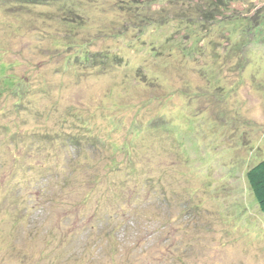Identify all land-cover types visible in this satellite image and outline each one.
I'll return each instance as SVG.
<instances>
[{"label":"rangeland","instance_id":"rangeland-1","mask_svg":"<svg viewBox=\"0 0 264 264\" xmlns=\"http://www.w3.org/2000/svg\"><path fill=\"white\" fill-rule=\"evenodd\" d=\"M133 2L0 10V264H264V0Z\"/></svg>","mask_w":264,"mask_h":264},{"label":"trees","instance_id":"trees-1","mask_svg":"<svg viewBox=\"0 0 264 264\" xmlns=\"http://www.w3.org/2000/svg\"><path fill=\"white\" fill-rule=\"evenodd\" d=\"M70 1H72V0H0V10L4 9V10L8 11L9 9H13L14 7L15 8L21 7L22 8V7H30V6H41V5L59 6L61 9H64V8H67L64 4H67ZM168 1H171L173 4L175 3V0H168ZM240 1L241 0H209V2H208L209 4L207 3V5H206V7L209 8V11H210L206 14V18L208 19V22L216 21L215 18L219 13H221V11L228 12L230 10V8L233 7L232 3L239 4ZM133 3H134V5H136L139 8L144 5L143 0H134ZM127 7H129V6H127ZM130 7H134V6H130ZM134 8L135 9H133L131 11H135V13L138 15L143 14V16H146L147 21L151 24L150 15L146 11H144L143 8H141L139 10L136 7H134ZM182 13L183 12H180L179 15H177V19H180L183 22L188 21L189 16L186 18H184V17L181 18V16H183V15H181ZM212 18H213V20H211ZM185 19H187V20H185ZM252 19H256V18L252 17L251 20H249L250 23H251V21H253ZM152 20H153V18H152ZM164 21H166V20H164ZM69 24H70V22H69ZM222 24L223 23L221 21H217L216 24H214V23L210 24L209 23L211 31L208 34H210L213 39L218 40V43L216 44V46L221 47L220 48L221 53L227 54L228 52H230L229 50L231 47L229 46V44H225V41H223V42L221 41V38L226 36L224 34V32L221 34V32L225 30V28H223L224 25H222ZM219 26H221V27H219ZM200 28L203 29L202 27H200ZM228 28H229V31L233 34L234 31H232V28L230 29V26H228ZM202 32L206 36H208L207 33H205L204 31H202ZM234 33L239 34V31H235ZM256 34L257 33L255 31H246V30H244V28H242L241 34L239 37L246 39L247 42L249 40V43H250ZM240 45L241 44H239V45L237 44V47L239 48V50L241 49ZM245 46H247V44ZM85 53H86V51L82 55L84 56ZM96 55H97V53H91V52L89 53V51H87L85 57H82L81 55H77L78 57L76 59H79V61H84L85 63L86 62L87 63L93 62L95 65L96 64L99 65V64L103 63V62L98 63L99 60H97V59L94 60V57H96ZM100 55L104 56L103 57L104 59H106V58L109 59L108 57H110L108 54H102V52ZM235 55L238 56L237 53H235ZM105 56H107V57H105ZM86 57H87V60H86ZM107 64H108V66L112 65L111 62H107ZM120 64L126 66L125 63H120ZM143 76L145 79L147 77H149L148 74L143 75ZM25 82H27V81L18 80V79L16 81V79H15L14 82L9 84L12 88V95L19 97L18 98L19 102H21V99L23 98V96L25 94V89L28 85ZM0 90L2 92H4V90L2 88ZM9 91H11V89ZM44 92H46V91L44 90ZM0 95H2V94H0ZM200 95H202V94H200ZM207 95H208V93H207ZM203 96H204V94H203ZM212 97H214V94L212 96H209V97L204 96L203 99L210 102L211 101L210 99ZM214 99H215V97H214ZM217 101H218V99H217ZM205 103L209 104L208 102H205ZM209 107H211V105ZM27 109H29V107ZM156 130L158 131L159 129L157 128ZM135 131H137V129H135ZM245 177H246V180L248 182V186L250 188V191L252 192V194H253L256 202H257V205H258L260 212L264 214V159L257 162L256 164H253V166L248 168L246 171Z\"/></svg>","mask_w":264,"mask_h":264}]
</instances>
